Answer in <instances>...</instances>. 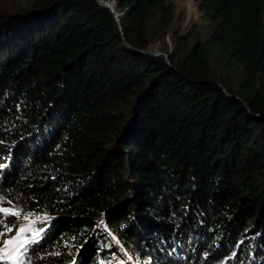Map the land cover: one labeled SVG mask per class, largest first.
I'll list each match as a JSON object with an SVG mask.
<instances>
[{"label": "trees", "instance_id": "trees-1", "mask_svg": "<svg viewBox=\"0 0 264 264\" xmlns=\"http://www.w3.org/2000/svg\"><path fill=\"white\" fill-rule=\"evenodd\" d=\"M29 1L0 11V224L46 219L23 260L264 264V0H196L169 50L172 0Z\"/></svg>", "mask_w": 264, "mask_h": 264}, {"label": "rangeland", "instance_id": "rangeland-1", "mask_svg": "<svg viewBox=\"0 0 264 264\" xmlns=\"http://www.w3.org/2000/svg\"><path fill=\"white\" fill-rule=\"evenodd\" d=\"M30 3L29 0H0V11H5V10H15V9H20L27 7L28 4ZM172 5H173V11H174V16L171 20V26L169 32L165 35L164 37V44L166 45L167 50L171 49L174 44L172 41L171 34L173 33V29H177L178 33H184L189 29V26L192 22H195L199 18V12L196 8V0H172ZM159 45L158 43H155L153 46V49H149L150 52L158 54H162L160 50L157 48ZM167 56V55H165ZM126 180L130 182V184H133L134 181H131L128 177H126ZM1 188V184H0ZM127 192L128 190H124ZM3 206V205H0ZM4 207V206H3ZM27 217V219H25ZM104 216H102L103 218ZM23 223L12 227L13 231L8 232L6 235H0V249L3 248V241L5 239H9L12 236L16 235V229L20 228L21 226H26V230L20 234L19 241L17 244L12 245V248H17L19 244L24 243L25 246H27V241L32 239L34 236L37 235L38 231L40 230L41 222L43 220H46L45 217L44 219H41V215L37 213H25V216L21 218ZM103 220V219H101ZM99 222L100 219H99ZM101 225H104L102 223ZM7 230V227L5 225L0 224V233H5ZM112 234V233H111ZM152 241V239H149ZM125 251L124 249H122ZM122 252V251H121ZM127 254V253H126ZM9 255L14 256L13 259H2L0 260V264H20V262L24 264H29L28 262H25L23 260V255H24V249L20 248L19 252H13L9 251ZM199 257L202 258L204 256L203 250H199L198 253ZM145 259V261H142L141 264H153L150 256ZM192 258V257H191ZM189 258V261L191 260Z\"/></svg>", "mask_w": 264, "mask_h": 264}, {"label": "snow or ice", "instance_id": "snow-or-ice-1", "mask_svg": "<svg viewBox=\"0 0 264 264\" xmlns=\"http://www.w3.org/2000/svg\"><path fill=\"white\" fill-rule=\"evenodd\" d=\"M0 167H5L4 165H0ZM9 204L11 203L10 201L8 202ZM0 214L3 216H18L19 212L18 210H15L13 207H3L0 206ZM27 219V217H25ZM3 222V221H0ZM26 230V226H21L20 228L16 229V235L10 237L9 239H5L3 241V248L0 249V260L2 259H13L14 256L9 255V251L13 252H19L20 248H23L25 251H27V247L25 246L24 243L19 244L17 248H12V245L17 244L20 238V234L23 233ZM13 229L11 227H8L5 233H0V235H6L8 232H12ZM43 231V229H41ZM38 235L36 237H33L32 239L28 240L26 243L27 244H34L38 242Z\"/></svg>", "mask_w": 264, "mask_h": 264}, {"label": "water", "instance_id": "water-1", "mask_svg": "<svg viewBox=\"0 0 264 264\" xmlns=\"http://www.w3.org/2000/svg\"><path fill=\"white\" fill-rule=\"evenodd\" d=\"M96 1H97L99 4H101V5L105 6L106 8H108V9L114 14L116 20H118V19H117V13L114 11L111 2L106 1V0H96ZM134 50H135V49H134ZM154 54H156V53H154ZM201 250H202V249H200V251H201Z\"/></svg>", "mask_w": 264, "mask_h": 264}]
</instances>
